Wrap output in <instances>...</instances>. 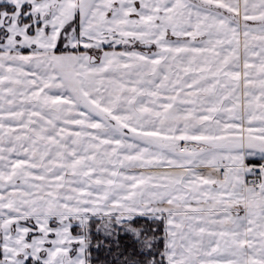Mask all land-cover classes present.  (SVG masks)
Returning <instances> with one entry per match:
<instances>
[{"label": "snow or ice", "instance_id": "obj_1", "mask_svg": "<svg viewBox=\"0 0 264 264\" xmlns=\"http://www.w3.org/2000/svg\"><path fill=\"white\" fill-rule=\"evenodd\" d=\"M0 264H264V0H0Z\"/></svg>", "mask_w": 264, "mask_h": 264}]
</instances>
